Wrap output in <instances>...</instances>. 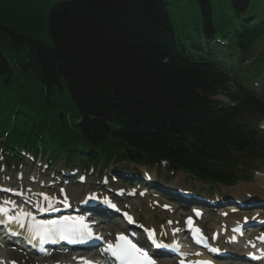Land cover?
Segmentation results:
<instances>
[{
    "label": "trees",
    "instance_id": "trees-1",
    "mask_svg": "<svg viewBox=\"0 0 264 264\" xmlns=\"http://www.w3.org/2000/svg\"><path fill=\"white\" fill-rule=\"evenodd\" d=\"M228 2L194 0L182 26L173 0H0L4 159L165 164L227 186L263 170L264 0Z\"/></svg>",
    "mask_w": 264,
    "mask_h": 264
},
{
    "label": "rangeland",
    "instance_id": "rangeland-1",
    "mask_svg": "<svg viewBox=\"0 0 264 264\" xmlns=\"http://www.w3.org/2000/svg\"><path fill=\"white\" fill-rule=\"evenodd\" d=\"M214 2L221 3L226 5V3L230 0H213ZM194 0H173V5L169 6V9L171 11V16L174 20L175 23L177 24H181L182 26H184V23L187 21H199V12L196 13L193 10L195 9V5H194ZM227 4H232L231 2H228ZM188 29V28H187ZM189 29H193V26L191 25L189 27ZM217 99L222 100V101H227L226 97L224 96L223 93H220L216 96ZM1 155V154H0ZM4 156V154H2ZM23 156V155H22ZM37 159H40L39 156H37ZM45 162L42 163V161L38 160L37 163H34L32 161L29 160V158H26L23 156V158H21L20 162L23 161L22 165H19L17 163L11 162L9 164H7L5 162V159H3L0 156V181L5 182L6 184H13V185H17V186H23V188L30 186L32 189H34L36 192L38 193H47V190H43L41 187L43 185V183H49L51 181H54L55 178H53L54 173L55 176H62L63 173H65V175L69 176V174L67 173L69 171V169H73L69 166L64 165V159H58L57 160V164H54V167H52L50 170H47L46 167V162L47 159H44ZM42 163V164H41ZM133 168V166L131 167ZM78 169V168H76ZM121 169V168H120ZM74 170V169H73ZM71 170V171H73ZM76 171V170H74ZM113 168L111 167L107 174L109 172H112ZM115 171V170H114ZM113 171V172H114ZM149 172L151 174L154 175L155 178V184H158V186H148L146 185L143 179V173L144 172ZM118 172V171H117ZM116 173V171H115ZM126 173L129 174L124 180L120 181V182H116L114 180H112V178H110V182L109 185L106 186H110L112 189H117V188H131V186H138V184H140V189L139 192H137L136 196L134 198H131V201L128 200L127 202H129V207H131V205H133V212L136 214L138 220L142 221V222H146L147 219L149 218V214L147 212V204L148 207L151 206L153 211L156 212V217H159V221H166V219L168 220V222H172L174 220V216L175 219L177 218V214L175 213L174 215H172L174 209L176 208L175 205L172 202H174L177 205H180V201L177 200V196H175V192L176 189L178 188H184V189H190L193 192H197V193H203L206 194L208 193L209 190V186L198 183L192 179L189 178V176L183 172H179V173H172L169 172L168 170H165L162 172L163 176L167 177L169 179V185H167L166 187L169 188L170 192H166L162 190L163 185H165V183L163 182V178L160 180L157 177V173L156 171H152V170H148L146 167H142L141 169H139V172L134 171V170H126ZM20 174V176H19ZM73 176H75L76 178V174L77 173H72ZM124 174V173H123ZM96 173L90 178L88 179L87 185H79V184H69L68 185V191L69 193L75 192V200H79L83 197L84 193H86L87 191L90 190L91 187L93 186H104L102 184V178L104 177H96ZM126 176V174H124ZM118 178L119 175H116ZM124 176V177H125ZM142 178V181H139V178ZM94 179H96L94 182ZM264 179V172L260 173V174H255L254 178L252 179V181L247 182V183H239L235 186L232 187H224L220 184H215V197L218 194V196L220 195H225L227 196V200L231 199L233 200V198L236 197V195H238V192H240L241 190H245L244 194H247L248 197H250V195L252 194L253 190L256 188L255 184L260 183V180ZM77 181H74V183H76ZM244 188V189H243ZM248 188H250V190H248ZM248 191V192H246ZM144 194V195H143ZM173 197V200L170 199ZM213 197V198H215ZM147 198L149 199L147 201ZM176 199V200H175ZM147 201V203H146ZM169 202L173 205V207L171 208V210H167L165 211V215H162L160 213V211H158V209H160V206L157 205V203L159 204H163L164 202ZM256 206L253 207H248L246 209H255V208H259L261 206V201H257L255 202ZM126 204V203H124ZM166 204V203H165ZM170 205V204H169ZM205 209H206V213H205V217L203 219V225L207 230H213L214 228H216L218 226V221L220 219V217H222L221 213L222 210H226L225 208H222L218 211H215V207H212L209 204L204 205ZM171 207V206H170ZM132 208V207H131ZM176 211L179 210V217L181 219V221L183 220V216L186 213H189V208L188 209H184L182 207H178L177 209H175ZM245 213L246 212L243 210L241 211V213ZM230 213V212H228ZM235 212H231V214H233ZM225 219V218H224ZM119 221V217H115L111 214H101V220H100V226L99 229L105 231V233L110 234V232L113 229V225L118 223ZM174 222V221H173ZM180 224V223H178ZM233 251H236L233 250ZM234 254V253H233ZM238 255H241L240 253H235ZM3 255L7 256L6 260L8 264H53L54 261L58 260H62L64 259L66 261L67 256H63V255H57L51 258H43V257H38L35 255H29V254H25L24 252H20L12 247H4V248H0V256L2 257ZM3 258V257H2ZM43 258V259H42ZM163 258V257H162ZM235 258H239V257H235ZM234 258V259H235ZM240 260V259H239ZM237 262H241V261H237ZM160 264H166L165 262H160ZM241 264V263H240ZM242 264H246L243 263Z\"/></svg>",
    "mask_w": 264,
    "mask_h": 264
},
{
    "label": "bare ground",
    "instance_id": "bare-ground-1",
    "mask_svg": "<svg viewBox=\"0 0 264 264\" xmlns=\"http://www.w3.org/2000/svg\"><path fill=\"white\" fill-rule=\"evenodd\" d=\"M54 183L55 184H61L62 181L57 179V178H55L54 179ZM255 186H256V188L252 192V196L254 197V200L249 199L248 195L244 194L245 190H241L240 192H238L237 197L239 199H243L245 202L249 201V203L252 202V201L257 202V200H255L257 198H258V201H259V199L263 200L264 199V179L260 180V183L255 184ZM101 189H103L105 192H110L111 191L110 186H101ZM248 190H250V188H248ZM246 192H248V191H246ZM70 195L72 196V198H74L75 197V192L70 193ZM115 198L123 199L124 203H126L127 205H130L129 202L131 201V199L129 197V192L123 193L121 196H116ZM201 198H203L204 201L211 200L207 196H202ZM128 200H130V201L127 202ZM148 200L149 199L147 198V201ZM147 201H146V203H147ZM193 201H196V200H193ZM178 203H180L181 205H184L183 202H178ZM16 206L17 207L15 209V212L19 213V217L21 216V213H28L29 215H36L38 213V212H35L33 210V206H31L30 204H25V203L21 202L20 204H18ZM131 207L130 208L133 210V205H131ZM235 207H237V206H235ZM146 209H147V212L149 214V218L147 219L146 222H147V224L149 225L150 228H155L158 233H160V234H168L169 236H171L173 238H175L177 236V234H173L172 233V230L174 229L173 226L171 227L168 222L159 221L160 220L159 217H156V212L153 211L151 206L148 207V204H147ZM158 211H160V209H158ZM257 212H261V213L258 214V216H259V218L264 219V209H262L261 211L257 210ZM160 213L162 215H165V212H163V211H160ZM178 213H179V210L176 211L177 218L179 217ZM229 215H232V214H229ZM229 215H228L227 219H224V218L220 217V219L218 221V225L221 226L220 229L222 231L226 230V228L224 226H222L223 225L221 223L222 221L230 220L232 223H240L242 221V219H243V216H244V214H242L240 212L235 213L231 217ZM25 218H26V216H25ZM38 219L41 220V221H49V219H46L44 217H38ZM174 219H175V216H174ZM202 220H203V217H202ZM121 224L125 225L126 227H129V225L128 224H124L123 221L121 222ZM177 226H180V224H177ZM233 226H235V225H233ZM121 232H123V231H121ZM182 232H184V231H181V228H180V230L178 231V240L182 241L183 243H186V241L183 240V238H182ZM0 238L9 239V236L7 234L0 233ZM13 241L18 243V244H20V245H24V243H23V241L21 239H13ZM235 253H237V252H235ZM238 253L242 254V251L240 250ZM235 255L241 256V255H238V254H235ZM2 257L0 258V263H5L7 256L3 255ZM228 260H231V259H228ZM240 263L242 264V262H240ZM232 264H234V263H232Z\"/></svg>",
    "mask_w": 264,
    "mask_h": 264
},
{
    "label": "snow or ice",
    "instance_id": "snow-or-ice-1",
    "mask_svg": "<svg viewBox=\"0 0 264 264\" xmlns=\"http://www.w3.org/2000/svg\"><path fill=\"white\" fill-rule=\"evenodd\" d=\"M112 207H115V205H112ZM27 215L29 214L21 213L20 217L12 216L8 214L7 209L0 207V225L17 224L19 227L23 228L24 224L22 222V218ZM189 223H191V220L189 221ZM40 227L43 228V226H40ZM85 230L86 229H73L69 232H65L64 230L47 227V228H44L43 231H40V229L38 228V229L30 230L32 232V235L29 239V242L31 243L33 240L38 238L40 243H46L48 242L50 238L55 237V236H60L61 239L67 240L69 243H73L75 241L73 240L72 237L76 235L80 236L81 242H83ZM87 231H89V234H90V230H87ZM196 231L199 232L198 229ZM152 235L154 236V233ZM120 239L126 240V237L121 236ZM259 239L264 240V237H260ZM108 248L109 250L112 251L113 255L117 256L118 258L122 260L126 259L127 257L131 256L134 253H139V255L141 256L145 255L144 253L141 252L140 249L136 248L135 245H131L130 248H125L120 251L114 250L112 245H109ZM135 264H143V262L140 260H137L135 261ZM148 264H152V262L148 261Z\"/></svg>",
    "mask_w": 264,
    "mask_h": 264
}]
</instances>
